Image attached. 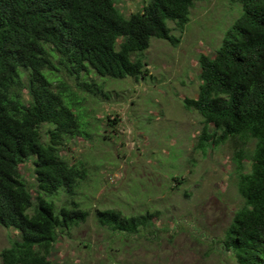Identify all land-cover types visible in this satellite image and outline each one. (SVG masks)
Returning a JSON list of instances; mask_svg holds the SVG:
<instances>
[{
	"label": "trees",
	"instance_id": "trees-1",
	"mask_svg": "<svg viewBox=\"0 0 264 264\" xmlns=\"http://www.w3.org/2000/svg\"><path fill=\"white\" fill-rule=\"evenodd\" d=\"M118 1L0 0V226L20 232L1 250L0 264H55L58 238L89 215L74 199L59 205L56 198L62 192L73 197L90 174L87 161L73 162L63 150L72 138L92 141L99 132L91 128L98 114L88 96L112 94L95 76L145 77L152 39L177 44L170 23L183 31L199 0H144L128 16ZM237 1L242 14L213 54L199 55L198 96L183 104L204 120L196 148L254 140L253 150L235 153L245 203L224 244L239 264H264V0ZM110 120L111 128L103 129L116 132L120 119ZM25 163L32 165L34 190L22 174ZM159 212L106 208L95 214L123 241L152 227Z\"/></svg>",
	"mask_w": 264,
	"mask_h": 264
},
{
	"label": "rangeland",
	"instance_id": "rangeland-1",
	"mask_svg": "<svg viewBox=\"0 0 264 264\" xmlns=\"http://www.w3.org/2000/svg\"><path fill=\"white\" fill-rule=\"evenodd\" d=\"M143 4L119 0L117 7L128 16ZM242 12L237 0L196 1L183 31L170 23L180 38L177 44L152 39L144 52L149 63L145 77L95 76L112 94L107 100L88 96L98 114L91 128L99 132L93 131L92 141L72 138L63 150L73 162L87 161L90 174L73 197L62 192L56 198L59 205L74 199L89 215L58 238L51 256L55 264H239L224 239L235 211L245 203L235 153L253 150L254 140L228 139L205 151L196 148L204 120L187 110L183 99L198 96L199 55L213 54ZM63 77L76 84L66 72ZM108 116L120 119L116 132L103 129L111 128ZM104 131L110 133L107 138ZM30 168L21 165L34 190ZM106 208L125 215L160 212L143 234L121 241L96 218V211ZM19 234L0 226V252Z\"/></svg>",
	"mask_w": 264,
	"mask_h": 264
}]
</instances>
